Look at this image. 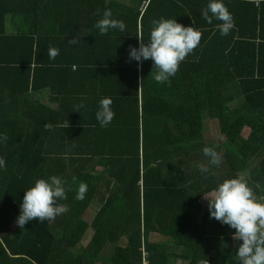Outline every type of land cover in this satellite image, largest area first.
Listing matches in <instances>:
<instances>
[{"label": "trees", "instance_id": "1", "mask_svg": "<svg viewBox=\"0 0 264 264\" xmlns=\"http://www.w3.org/2000/svg\"><path fill=\"white\" fill-rule=\"evenodd\" d=\"M69 3L70 27L31 38L16 63L0 64L10 75L0 78V264H142L145 252L149 264H237L235 230L209 217L200 192L241 176L264 200V0H224L233 20L226 35L201 16L207 0ZM106 8L124 33L94 27ZM160 17L201 33L167 83L152 78L151 59L138 65L128 56ZM104 97L114 116L101 126ZM208 120L219 125L217 144L205 142ZM204 146L220 154L214 174L199 170ZM52 175L65 182L57 203L68 210L21 228L24 190ZM81 182L87 191L76 199Z\"/></svg>", "mask_w": 264, "mask_h": 264}, {"label": "clouds", "instance_id": "2", "mask_svg": "<svg viewBox=\"0 0 264 264\" xmlns=\"http://www.w3.org/2000/svg\"><path fill=\"white\" fill-rule=\"evenodd\" d=\"M201 16L211 23L213 19L220 21L217 25L221 35L228 34L233 27L232 15L228 11L224 0H207L206 6L201 10ZM147 43L139 42L138 47H129L128 56L139 65L143 60L151 59L155 72L152 78L158 83H167L170 80L187 54L197 46L201 33L192 26H184L174 18L160 17L152 20ZM94 27L100 34H106L110 29L125 32L126 25L123 20L113 17L111 9H104L100 18L95 21ZM138 41L143 36H137ZM76 44L77 39L68 41ZM59 50L50 47L49 58H55ZM110 98H101L98 102L96 119L101 126L108 124L113 116ZM81 101L79 107H83ZM47 126V125H46ZM67 125H65L66 127ZM7 137L0 133V143ZM208 158L207 164L199 165L204 175L214 174L209 166H219L220 154L215 147L204 146L201 149ZM5 166L3 156H0V169ZM87 185L81 182L75 193L76 199H83ZM207 200L209 217L215 218L221 224L228 225L235 231L232 239L237 241L235 261L237 264H264V200L254 194L253 188L246 178L235 176L225 178L210 191L200 192ZM66 198L65 182L57 175L47 179L37 178L33 184L24 190L19 214L16 223L21 228L33 219L37 221L52 220L65 213L68 209L57 200Z\"/></svg>", "mask_w": 264, "mask_h": 264}, {"label": "crops", "instance_id": "3", "mask_svg": "<svg viewBox=\"0 0 264 264\" xmlns=\"http://www.w3.org/2000/svg\"><path fill=\"white\" fill-rule=\"evenodd\" d=\"M255 1L259 4L260 0ZM69 7L68 0H0V64L16 63L26 54L31 38L51 40V33L70 27ZM9 76L0 74V78Z\"/></svg>", "mask_w": 264, "mask_h": 264}, {"label": "rangeland", "instance_id": "4", "mask_svg": "<svg viewBox=\"0 0 264 264\" xmlns=\"http://www.w3.org/2000/svg\"><path fill=\"white\" fill-rule=\"evenodd\" d=\"M205 129H206L205 142L208 144L209 143H213V144L219 143V125H218V123L215 121H211V120L209 121L208 120L205 122ZM249 134H251V131L246 129L242 134V139L243 140L247 139ZM202 202L204 204V208H206L207 200L205 198H203ZM91 235H92V232L90 231L89 235L84 238L83 243L85 246H87L89 244V240L91 238ZM152 240L154 242L167 241L166 238H163L160 235H156V234L152 235ZM173 247H175L173 242L172 243L167 242L168 251L172 252L174 250L177 253H181V254H187L188 253V251H184V250H180V249H179L180 252H178L177 251L178 249L177 248L175 249ZM171 264H174V262L172 261ZM175 264H186V263L183 260H178L177 263L175 262Z\"/></svg>", "mask_w": 264, "mask_h": 264}, {"label": "built area", "instance_id": "5", "mask_svg": "<svg viewBox=\"0 0 264 264\" xmlns=\"http://www.w3.org/2000/svg\"><path fill=\"white\" fill-rule=\"evenodd\" d=\"M142 264H149V261L147 259V253L146 252L143 254Z\"/></svg>", "mask_w": 264, "mask_h": 264}]
</instances>
